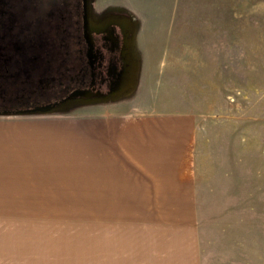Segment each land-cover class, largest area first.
Masks as SVG:
<instances>
[{"label": "rangeland", "instance_id": "rangeland-1", "mask_svg": "<svg viewBox=\"0 0 264 264\" xmlns=\"http://www.w3.org/2000/svg\"><path fill=\"white\" fill-rule=\"evenodd\" d=\"M57 1L65 6V0ZM68 2L63 21L76 14L78 2ZM109 18L125 23L131 39L125 47L133 77L128 93L73 103L63 112L2 114L0 109L4 135H38L27 143L22 136L15 139L27 152L51 153L28 160L38 165L29 170H41L40 175L16 176L20 187L12 184L13 191L4 192L18 197L0 207V264L23 259L95 264L103 232L107 238L115 230L120 239L127 215L144 221L143 215L157 213L159 208L149 206L115 208V222L109 219L112 208L98 206L97 142L112 141L111 122L109 128L81 120L103 114L107 119L110 109L120 122L159 121L166 115L193 120L192 154L182 169L166 171H193L197 261L264 264V0H89L91 23ZM52 97L48 92L27 96L35 102ZM73 119L78 121L69 122ZM125 169L135 168L120 158L114 176L122 183ZM51 170L57 175H49ZM186 183L192 187V180ZM169 213L181 210L169 208ZM181 225L174 224L179 234Z\"/></svg>", "mask_w": 264, "mask_h": 264}, {"label": "crops", "instance_id": "crops-1", "mask_svg": "<svg viewBox=\"0 0 264 264\" xmlns=\"http://www.w3.org/2000/svg\"><path fill=\"white\" fill-rule=\"evenodd\" d=\"M84 118L81 122H103L104 126L107 123V127L111 122L112 128L109 132L113 135L112 141H106L103 137L100 139L103 133L97 135L100 139V142H97L99 149L97 167L100 169L98 182H101L97 191L98 206L112 208L109 211V219H114L115 222L118 221L115 208L137 206L159 208L156 214L143 215L144 221L141 220V215H127L130 221L122 226V229L126 230L122 232L120 239L117 238L115 230L110 236L107 235V238L103 232V241L97 237L100 252L98 263L95 264H199L196 250L197 237L194 236V218L191 210L194 205L193 171L192 169L190 171L192 176L184 170L166 171L168 166L182 169L187 162L186 159H189V154H192L193 120L166 115L164 118H159V121L156 118H143L139 121L120 122L113 109L109 110L107 119L105 114L102 115V119L100 116L96 120ZM77 119L69 122H76ZM21 136L27 143L32 142L33 136L38 135L9 136L7 133L4 135V126L0 124V207H4L6 199L17 200L16 195L4 197V192L13 191L12 184L17 185L16 176L24 178L27 175L41 174V170L36 171V168L29 170L32 166L38 167V165L28 160L33 156L40 157L41 154L49 153L39 148H35L37 154L32 153L35 150L27 152L19 140L15 139H23ZM111 146L114 150L110 148ZM101 148L103 151L100 150ZM120 158L135 168L132 171L125 169L127 172L124 173V183L121 182V177L114 176L116 171L119 172ZM178 174L185 177L174 176ZM49 175H57V171L51 170ZM191 180L192 187L186 183ZM4 183L7 187H4ZM24 197L33 199L30 196ZM169 208H180L181 213H169ZM122 217L124 216L119 218ZM177 223L182 224L181 234L174 226ZM0 251L4 252L3 230H0ZM30 252L32 251L26 253ZM100 258L102 261L99 262ZM38 261L26 262L23 259L22 262H4V264H39Z\"/></svg>", "mask_w": 264, "mask_h": 264}, {"label": "flooded vegetation", "instance_id": "flooded-vegetation-1", "mask_svg": "<svg viewBox=\"0 0 264 264\" xmlns=\"http://www.w3.org/2000/svg\"><path fill=\"white\" fill-rule=\"evenodd\" d=\"M75 1L76 14L63 21L68 0L65 6L57 0H0V103L9 104L7 90L19 94L11 104L23 110L71 97L87 103L115 96L128 67L125 23L109 18L93 24L88 19L84 25L82 2ZM36 92L53 97L46 102L27 98Z\"/></svg>", "mask_w": 264, "mask_h": 264}, {"label": "water", "instance_id": "water-1", "mask_svg": "<svg viewBox=\"0 0 264 264\" xmlns=\"http://www.w3.org/2000/svg\"><path fill=\"white\" fill-rule=\"evenodd\" d=\"M82 2V10H83V23L85 25L86 21H88L89 19V0H81ZM90 20V19H89ZM131 39L126 38V41H125V45H124V59L125 61H127L128 63V67L126 69L125 74H123V78H122V82H121V85L117 91V93L115 94V96L109 98V99H114L116 97H120L123 93H128L132 87H133V77L130 73V69H129V60H128V56H127V52H126V46H127V43L130 44V41H128ZM18 93H15V92H10V91H6L4 93V96L6 97V102L9 103L8 105H4V101L3 103H0V109H1V113L2 114H9V113H16V114H31V113H42V114H45V113H52L54 110L56 111H65L64 110V107L68 106V105H71L73 103H76V101L71 97L70 99L66 98L65 100H62L58 103H53V104H48V105H45V106H41V107H38V108H33V109H24L23 110V107H20L19 105H12L11 103L14 102L19 96ZM0 98H3V95L1 96L0 95ZM98 101H107L109 99H102L100 100L99 97L96 98ZM96 99L94 101H96ZM81 102H86V101H81ZM87 103H90L89 101ZM61 108V109H60ZM60 109V110H59Z\"/></svg>", "mask_w": 264, "mask_h": 264}]
</instances>
